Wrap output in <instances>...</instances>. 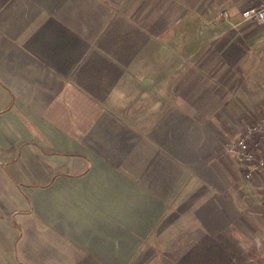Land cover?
<instances>
[{
	"label": "crops",
	"instance_id": "0c3cea01",
	"mask_svg": "<svg viewBox=\"0 0 264 264\" xmlns=\"http://www.w3.org/2000/svg\"><path fill=\"white\" fill-rule=\"evenodd\" d=\"M257 1L0 0V264H264Z\"/></svg>",
	"mask_w": 264,
	"mask_h": 264
},
{
	"label": "built area",
	"instance_id": "2783aa9c",
	"mask_svg": "<svg viewBox=\"0 0 264 264\" xmlns=\"http://www.w3.org/2000/svg\"><path fill=\"white\" fill-rule=\"evenodd\" d=\"M219 16L229 18V13L222 8ZM244 20H252L264 25V0H258L254 5L246 6L240 11ZM227 151L243 171L245 179L249 180L254 171L264 172V115L248 124L235 138L227 143Z\"/></svg>",
	"mask_w": 264,
	"mask_h": 264
}]
</instances>
